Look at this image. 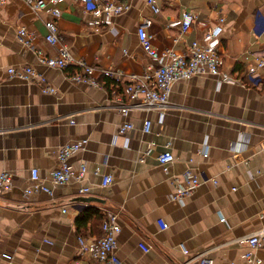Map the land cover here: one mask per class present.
Listing matches in <instances>:
<instances>
[{"label":"crops","instance_id":"obj_1","mask_svg":"<svg viewBox=\"0 0 264 264\" xmlns=\"http://www.w3.org/2000/svg\"><path fill=\"white\" fill-rule=\"evenodd\" d=\"M120 1L129 8L98 27L80 2L58 4L57 24L75 58L141 74L150 58L138 51L140 25L157 49L183 53L194 40L205 44L206 33L219 25L220 69L232 76H243L247 62L264 54V33L255 29L262 26L264 0H155L158 12L147 0ZM184 9L195 19L183 34ZM48 17L47 7L33 10L24 0H6L0 11V171L14 175L13 186L0 195V264H96L79 252L77 236H99L108 210L119 213L118 264H197L202 253L214 264H247L248 245L238 238L264 227V80L244 78L243 85L196 74L173 82L162 115L156 109L124 114L118 106L126 99V76L119 83L99 75L102 87L90 86L67 77L75 66L37 63V52H57L44 39ZM20 26L33 33L32 48L16 39ZM25 64L56 92L9 77L7 68ZM145 119L152 122L148 133ZM127 120L133 129L118 133ZM81 138H87L85 147L68 161L73 170L84 164L82 180L52 186V195H23L31 168L45 176L57 164L56 149ZM205 145L206 157L198 153ZM165 150L175 156L167 172L157 161ZM187 167L208 179L183 201L172 200L173 178ZM104 173L113 176L106 186ZM81 185L89 186L88 194L78 193ZM83 196L101 201L84 202ZM255 253L264 257V237Z\"/></svg>","mask_w":264,"mask_h":264},{"label":"built area","instance_id":"obj_2","mask_svg":"<svg viewBox=\"0 0 264 264\" xmlns=\"http://www.w3.org/2000/svg\"><path fill=\"white\" fill-rule=\"evenodd\" d=\"M33 10L48 9L49 17L45 20L46 34L44 39L51 46L56 48V55H45L42 52L36 53L38 64L48 67L66 69L75 66L77 70L67 72V77L74 83H81L90 86L102 87L98 80L99 75L111 78L116 82H121L126 76L124 82V94L126 99H120L118 109L126 114L131 109L151 110L156 109L162 115L170 105L169 94L173 82L177 79L189 78L196 74L208 73L219 75L221 81L243 84V79L251 83H258L264 80V54L254 56L247 62L243 76H232L226 71L220 69L221 58L217 48V35L220 31L219 25H215L205 35V44L198 40L191 42L188 53L178 52L172 48L157 49L152 44L151 35L148 34L144 25L137 28L139 41L138 51L148 55L150 62L145 65L141 74H125L122 70L111 67H100L88 63L83 59H77L69 50L63 33L60 31L57 19L60 17L61 10L58 4L62 0H24ZM80 2L84 10L92 15V24L96 27L107 23L111 18L125 12L129 5L120 0H73ZM6 0H0V11ZM154 12L159 11V6L155 0H147ZM262 18V26H256L257 33H264V12L259 14ZM195 16L188 9L182 10L179 20L181 33H186L194 21ZM223 21V18L218 20ZM16 39L28 48L33 47V33L26 27L20 26L16 30ZM7 73L11 78L29 82L39 86L44 93H55L56 89L51 86L47 78L39 72L33 65L25 64L21 66H11L7 68ZM73 122V120H70ZM152 122L145 119L142 131L148 133L151 131ZM133 129L130 121L122 122L117 131L126 133ZM87 138H81L71 142L61 144L55 151L57 164L51 168L45 176H41L37 168L33 167L28 176V185L23 189V195L27 196L35 192L44 191L52 195V186L68 183L71 179L82 180L85 174L84 164H80L77 170H73L68 159L70 155L77 150L83 149L86 145ZM208 147L205 145L199 149L198 153L207 156ZM175 160L174 154L165 150L157 155V161L164 171L169 170L170 164ZM95 173H98V167H95ZM13 173L8 170L0 171V195L13 186ZM111 173L101 175V184L103 186L112 182ZM208 179L202 172H196L187 167L181 174L173 178L175 183L174 192L171 199L183 201L191 194L201 181ZM216 182L215 179H212ZM79 194H88L90 188L88 185H81L77 189ZM119 213L108 210L101 222V235L96 239H89L83 235L77 236L78 250L81 254L87 255L94 260L96 264H118L117 255V234L121 230L118 222ZM264 219V212L261 213ZM161 226L166 227L165 222L160 221ZM262 237H264V227L254 232L238 238V241L245 242L248 250L244 253L247 264H264V257L258 256L255 251L262 246ZM144 251L149 247L144 243L139 244ZM4 258L9 255L3 254ZM75 264H78L77 262ZM197 264H214V259L206 253L197 256Z\"/></svg>","mask_w":264,"mask_h":264},{"label":"water","instance_id":"obj_3","mask_svg":"<svg viewBox=\"0 0 264 264\" xmlns=\"http://www.w3.org/2000/svg\"><path fill=\"white\" fill-rule=\"evenodd\" d=\"M81 201L84 202H90V201H101L99 198L94 197V196H83L80 198Z\"/></svg>","mask_w":264,"mask_h":264},{"label":"trees","instance_id":"obj_4","mask_svg":"<svg viewBox=\"0 0 264 264\" xmlns=\"http://www.w3.org/2000/svg\"><path fill=\"white\" fill-rule=\"evenodd\" d=\"M103 218H104V216H103ZM103 218H102V220H103ZM102 220H101V222H102ZM100 228H101V223H100ZM101 232H102V231H101ZM100 235H101V234H100ZM100 235H99V236H100ZM99 236L95 237V239L98 238Z\"/></svg>","mask_w":264,"mask_h":264}]
</instances>
